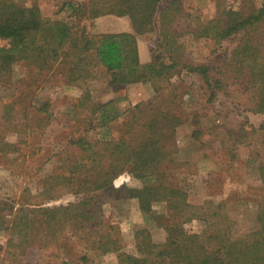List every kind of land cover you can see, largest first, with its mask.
Segmentation results:
<instances>
[{"label": "rangeland", "instance_id": "374dc122", "mask_svg": "<svg viewBox=\"0 0 264 264\" xmlns=\"http://www.w3.org/2000/svg\"><path fill=\"white\" fill-rule=\"evenodd\" d=\"M6 1L0 0V7ZM9 1L25 8L37 6L43 16L55 21H66L71 16L69 5L82 7L80 27H85L92 37L130 33L136 38L141 62L164 55L158 45L159 16L172 0L158 3L149 29L144 33L134 29L128 13L114 11L119 0ZM176 1L183 10L178 22H184L185 27L213 18L218 5L244 11L264 7V0ZM239 37L234 35L215 44L207 39L194 40L185 33L177 40L183 43L186 61L219 66L230 56ZM67 49L68 44H65L59 49L58 59L46 65L31 58L0 71V264H48L57 254L51 246L53 240L48 239L52 241L49 243L45 239L41 243L40 236L26 234L25 228L15 227V215L21 207L32 208L39 203L45 207L66 205L83 197L63 185L57 188L55 185V189L51 185L54 184L52 177L64 172L71 157L72 149H67L69 133L80 134L86 130L69 117L73 103L85 89L97 103L121 98L118 105L123 113L111 125L114 135L125 132V126L134 119L139 126L153 118L159 120L168 111L181 114V122L174 121L163 130L167 137L165 145L173 159L168 180L185 189L191 203L199 204L205 199L224 201L228 216L235 222L233 235L256 226L257 202L264 193L256 171L257 165L264 162V130L260 129L264 114L249 110L250 92L233 85L228 91L219 92L215 100L206 102L208 93L202 80L180 68L165 83L110 86L109 74L92 57L86 58L84 63L89 75L73 83L67 77V61L71 57L64 56ZM45 102L48 116L41 106ZM195 129L201 130L199 139L192 136ZM87 134L96 135L98 130ZM4 142L11 147L7 152L2 150ZM142 185V180L125 172L110 188L95 193L103 220L119 230L124 250L128 252L134 251V232L138 227L148 229L156 242H162L165 237L166 203H153L151 210L145 213L139 209L138 200L128 196L129 188ZM43 186L53 188L48 192L53 199L46 200V194H40ZM185 228L199 232L202 223L193 220L185 224ZM69 242L74 245L72 253L78 255L82 246L75 240ZM41 245L44 248L40 249ZM115 259L110 253L101 261L111 264Z\"/></svg>", "mask_w": 264, "mask_h": 264}, {"label": "trees", "instance_id": "16d2710c", "mask_svg": "<svg viewBox=\"0 0 264 264\" xmlns=\"http://www.w3.org/2000/svg\"><path fill=\"white\" fill-rule=\"evenodd\" d=\"M119 1L114 11L128 13L134 29L144 33L161 0ZM69 6L71 16L66 21H55L43 16L37 6L25 8L7 0L0 7V42L6 41L0 43V71L31 58L46 65L56 61L59 49L68 44L64 56L71 55L67 61L69 82H80L89 75L84 64L88 57L94 58L109 74L110 86L165 83L180 68L202 80L208 93L206 102L215 100L229 86L239 85L251 94L249 110L264 114V7L244 11L218 5L213 18L185 27L184 22H178L183 10L172 0L159 16L158 45L164 55L143 63L134 35L123 32L94 38L85 27H80L82 7ZM185 33L194 40L207 39L215 44L234 35L240 37L223 64L210 66L186 61L183 43L177 40ZM120 100L97 103L85 89L73 103L69 117L86 130L69 133L67 149H72L71 157L64 172L52 177L51 186L63 185L83 197L66 205L45 207L39 203L32 208L21 207L15 215V227L40 236L41 243L53 240L51 246L57 254L48 264H104L102 257L110 253L116 258L111 264H264V193L257 202L256 226L233 235L235 222L228 216L224 201L205 199L199 204L191 203L187 191L167 178L173 159L165 145L167 137L163 130L174 121L181 122L182 115L168 111L159 120L153 118L139 126L134 119L125 126V132L114 135L111 125L123 113L118 105ZM41 106L50 115L47 103ZM96 129L98 134H87ZM260 129L264 130V123ZM200 133L201 130L195 129L192 136L199 139ZM10 148L7 142L3 143V151ZM256 171L264 188V162L257 165ZM125 172L143 181L142 187L127 190L129 198L138 200L141 211L149 212L156 202H165L167 207L164 240L156 242L148 229L138 227L133 252L124 250L119 230L103 220L95 195L110 188ZM52 187L43 186L40 192L42 196L46 194V200L53 199L52 193H48ZM193 220L202 223L199 232L185 228ZM70 240L82 246L76 256Z\"/></svg>", "mask_w": 264, "mask_h": 264}]
</instances>
